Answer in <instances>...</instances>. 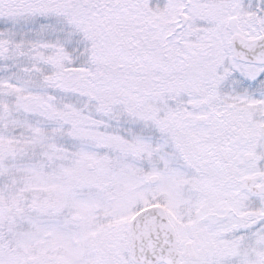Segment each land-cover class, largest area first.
<instances>
[{"label":"snow or ice","instance_id":"1","mask_svg":"<svg viewBox=\"0 0 264 264\" xmlns=\"http://www.w3.org/2000/svg\"><path fill=\"white\" fill-rule=\"evenodd\" d=\"M0 264H264V0H0Z\"/></svg>","mask_w":264,"mask_h":264}]
</instances>
